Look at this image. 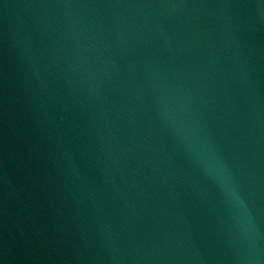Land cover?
Wrapping results in <instances>:
<instances>
[{
  "label": "water",
  "instance_id": "water-1",
  "mask_svg": "<svg viewBox=\"0 0 264 264\" xmlns=\"http://www.w3.org/2000/svg\"><path fill=\"white\" fill-rule=\"evenodd\" d=\"M0 264H264V0H0Z\"/></svg>",
  "mask_w": 264,
  "mask_h": 264
}]
</instances>
